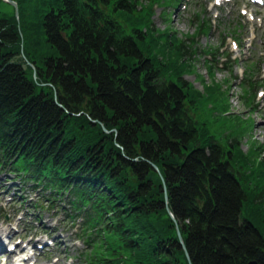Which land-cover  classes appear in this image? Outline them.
Here are the masks:
<instances>
[{"label":"trees","instance_id":"1","mask_svg":"<svg viewBox=\"0 0 264 264\" xmlns=\"http://www.w3.org/2000/svg\"><path fill=\"white\" fill-rule=\"evenodd\" d=\"M151 1L36 0L56 52L35 71L27 56L24 64L12 57L34 34L20 26V35L13 17L0 19V167L85 210L83 264H189L162 179L191 264H264V205L236 172L250 160L236 140L215 139L201 105L214 91L229 108L231 80L223 88L204 61L205 83L188 39L170 30L172 12H162L163 30L143 14ZM196 23L208 33L207 21ZM247 83L239 99L250 111ZM259 150L253 140L249 152ZM249 200L258 213L245 212Z\"/></svg>","mask_w":264,"mask_h":264},{"label":"rangeland","instance_id":"2","mask_svg":"<svg viewBox=\"0 0 264 264\" xmlns=\"http://www.w3.org/2000/svg\"><path fill=\"white\" fill-rule=\"evenodd\" d=\"M12 1H16L17 9L11 6L9 3H7L5 0H0V19L9 20L13 17L20 35H21L20 26L26 28V34L30 36L32 35V33L34 34L33 35L34 39L30 38L31 42H27V44H25L22 47L20 44V48L18 49L19 52L15 48L14 50L15 55H13L12 57H14V60H17L20 63L24 64L20 60V58H22L24 61V59H26L25 56H27L28 59L32 60L35 63L36 66H32V64H30L26 60L27 64H30L33 70L35 71L37 68H42L44 58L54 55L56 51L55 49L51 48L49 44L46 43L45 33L43 29L41 31L42 27L40 25L42 21H40L41 19L37 17L38 12L36 9V5H34L36 0H12ZM19 5H20V11H19ZM183 5H186L185 9L181 8V6ZM207 7H208L207 0H190V1L181 0V2L175 7L168 6V7L158 8L156 11H153V15L151 18H152L153 26L156 29L163 30L165 29V22L161 18L160 15L161 11L172 12L171 17L168 19V23L171 24L170 30H172V32L175 33L180 39L183 38V36L186 34L190 35L191 33H193L196 24H191L189 20L191 17H193V15L197 16V12H198L197 8L201 13L200 17L212 23V32L209 34L208 37L205 38L204 36H201L199 38L194 39L195 47L196 49L199 50V54L196 58L198 62L196 66V72L203 76V78L205 79V83L210 84V78L207 76L205 68L202 66L203 63L202 60L205 59V55L202 54V49L207 43L211 45L218 43V45H220L219 41L221 43V40H218V37H220L218 33V26H220V24L223 22L226 24L235 25V22H233V20L228 17L225 11L223 13L221 12L219 19L215 18L212 12H208ZM145 9L146 8H143L142 12ZM27 16H30V20L28 21V23H24L23 18L27 19ZM215 20H217L216 23ZM213 24H216L215 25L216 29L213 28L214 26ZM240 29L242 30V28ZM224 35L227 36V34ZM243 36L246 37L247 33L246 32L243 33ZM28 40L29 38L27 39V41ZM33 40L36 43V47L31 45ZM17 53H19V56L17 55ZM248 61H249V57L244 58L242 56L239 63L234 66L233 75L236 76V79L231 78V89L229 91V94L226 95L230 104L229 108L228 106L223 108V105L226 104V102H225V98L222 96V92L220 95L219 93H214V91L213 92L207 91V93L205 94L206 97H203L201 105L203 111L209 117L210 123L213 124L214 136L216 137V139H218L220 142H227L228 138L230 140L234 139L240 143L239 144L240 150L245 154H247L250 162L249 161L247 163L243 162V164L238 165V169H237L238 175L239 177H243L241 181H244L246 183L245 189L248 196H250L252 200L254 199V202H257V199L258 200L262 199L261 203L264 205V164L262 163V161L264 160V151L259 150L257 152L254 151L253 152L251 151V153L249 152L250 148H252L253 140L255 142H258L259 144L261 143L264 144V97L259 100L256 95L255 100L257 101L255 102L258 104V109L256 107L254 109L255 111L251 113V116L249 114L250 112H248L245 106L243 105V102H241L239 99V95L242 94V91L239 88L240 77L238 75V72L241 68H244L248 64ZM255 70H256V73L254 74L255 78L262 85L261 89H264V79L262 78V72H264L263 65L256 64ZM224 71H225V67H223V69H219V71H217L215 75L216 81L218 83H221L222 87H223L222 83L224 78L226 79L228 78V74ZM33 74L35 75L34 72ZM184 80L192 82L195 88H197L198 90H202V84L196 80L195 75L186 74ZM225 112H229V114L226 115ZM238 116H241L242 118L241 122H238L240 120L229 121V119L233 120ZM248 118H252L253 122L246 120ZM89 120L93 121L90 118ZM91 123L94 124V122ZM96 123L97 122H95V124ZM236 126L237 128H235ZM102 129H103L102 131L107 133L116 132L115 129H112L111 131L106 130L103 125H102ZM5 178L6 176L0 174V186L1 183L6 180ZM9 189L11 193L13 191V188H9ZM30 192L31 194L34 193L33 191H31L30 187H28L26 190L23 191V196L27 198V202H25L26 204L22 206L23 210L26 211L27 208L29 207L30 210L27 213L28 216L29 215L39 216L41 222L45 225L46 228H50V229L55 228L58 225L56 224V222L59 220V217L54 216L53 211H49L45 209L44 211L38 212L35 208H33L32 205L33 203L37 202L38 197H34L32 201H29L28 194ZM21 194L22 193H20L19 195ZM61 201L66 202L64 201V199H61ZM249 201L250 204L245 207V212L258 213L256 212L257 210L252 205L251 200ZM3 212L10 213L9 218H7V220L11 221L12 214L14 213L15 216L17 209L7 208L6 210L3 209ZM73 214L75 215V213ZM27 222H30L32 225L33 230H31V232H34L37 235H42V237L45 236L44 235L45 232L37 228L36 226L37 221L35 219H33L32 221L24 220L22 224L26 225ZM0 228H5L2 219H0ZM178 229L180 233L179 226ZM56 235H59L60 238H63V244L61 243L60 250L54 253V255L50 256L51 259H49L50 257L48 258L49 260L48 259L43 260L41 258L38 259V262L42 264H46V262H50L52 261L53 258L58 257L60 259L58 264H83L82 262H78L75 258V256L77 255V251H79L80 248H82V246L78 241H76L77 245L74 244L75 240L72 239L71 237L72 234L69 233L67 235L66 233H64L62 236L61 230H57ZM51 252H53V250H51ZM71 257L74 258V260H71L72 262L69 261Z\"/></svg>","mask_w":264,"mask_h":264},{"label":"water","instance_id":"3","mask_svg":"<svg viewBox=\"0 0 264 264\" xmlns=\"http://www.w3.org/2000/svg\"><path fill=\"white\" fill-rule=\"evenodd\" d=\"M5 1L8 2L11 6H13L14 8L17 9V4H16V2H14V1H12V0H5ZM17 14H18V12H17ZM92 122H94V121H92ZM94 123H95V122H94ZM152 166H153V168L158 172V174L160 175V172L158 171V168H157L155 165H152ZM162 185H163V191H164V203H165V206H166V211H167L168 215L170 216V218L172 219V221H173L174 224H175V228H176V230H177V235H178V239H179V244H180L181 248L184 250L185 255H186V258H187L189 264H191V263H190L189 255H188V253H187V251H186L185 244H184V242H183V240H182V238H181V236H180V233H179V231H178L179 229H178V225H177V223H176V219L174 218V216H173L171 210H170L169 207H168V198H167V193H166V189H165V184H164V182H162ZM248 264H257V262H256V261H250V262H248Z\"/></svg>","mask_w":264,"mask_h":264}]
</instances>
